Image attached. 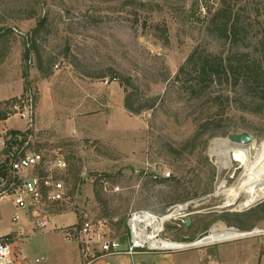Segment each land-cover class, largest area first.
I'll list each match as a JSON object with an SVG mask.
<instances>
[{
	"label": "rangeland",
	"instance_id": "rangeland-1",
	"mask_svg": "<svg viewBox=\"0 0 264 264\" xmlns=\"http://www.w3.org/2000/svg\"><path fill=\"white\" fill-rule=\"evenodd\" d=\"M224 3L240 19L234 44L209 30L211 17ZM0 32V98L21 92V84L17 99L33 93L37 131L32 148L48 157L60 152L68 163L60 177L68 189L66 202L45 206L48 227L40 233L33 225V232L17 241L23 264H126L129 259L132 264L128 256L100 258L95 252L96 259L88 258L63 231L86 218L95 227L107 221L103 230L124 246L131 213L168 215L186 203L184 217L192 219L191 225L183 224L182 216L171 219L163 239L181 246L214 235L213 228L262 231L188 248L213 256L218 250L220 255L236 252V264L245 263L244 258L239 261L241 252L252 239L264 243V218L258 211L264 200L248 209L238 207L246 201L239 185L250 173L234 155L226 168L215 154L218 141L242 132L264 146V98L253 103L242 82L235 86L225 78L191 97L189 84L175 79L195 49L237 59L244 54L264 70V0H203L202 5L197 0H0ZM39 58L49 77L39 71ZM43 77L51 80L53 99L60 100L56 114L49 109L46 128L37 126L42 120L38 79ZM84 92L87 108L77 115L72 107ZM128 92L143 105L155 99L156 105L131 114L121 100ZM67 116L71 135L63 132L69 127ZM57 121L64 126L55 129ZM8 127L22 130L24 122L13 118ZM102 175L120 191H105L97 182ZM183 197L189 199L180 201ZM12 211L4 209V228L10 227ZM245 212L255 213L242 225L230 216Z\"/></svg>",
	"mask_w": 264,
	"mask_h": 264
},
{
	"label": "built area",
	"instance_id": "built-area-1",
	"mask_svg": "<svg viewBox=\"0 0 264 264\" xmlns=\"http://www.w3.org/2000/svg\"><path fill=\"white\" fill-rule=\"evenodd\" d=\"M197 1L200 5L203 4V0ZM36 100V96L28 92L12 103L6 109L7 120L18 118L24 122V128L16 133L11 130L0 133V264H16L13 245L25 235L22 228L1 233L5 207L10 206L13 210L9 218L11 227L20 228L23 218L27 217L42 233L49 225V219L42 214L44 207L63 204L68 197V189L60 178L68 171L65 157L60 152H54L48 157L32 148L31 143L37 131ZM163 176L170 177V173L164 172ZM98 180L105 191H120L119 187L110 185L106 177H99ZM188 204L176 206L168 215H156L145 210L131 213L127 221V240L124 246L119 238H113L103 230L107 221L95 227L86 218L80 224L66 227L63 232L67 241L75 240L80 244L81 252L88 258L96 259L95 252H98L100 258L128 256L132 259V264H136L133 257L140 253L188 249L161 248L154 244L167 241L162 238L165 225L179 216L185 218L184 212L187 211ZM177 210L178 215L173 216ZM39 261L37 259L36 262Z\"/></svg>",
	"mask_w": 264,
	"mask_h": 264
},
{
	"label": "trees",
	"instance_id": "trees-1",
	"mask_svg": "<svg viewBox=\"0 0 264 264\" xmlns=\"http://www.w3.org/2000/svg\"><path fill=\"white\" fill-rule=\"evenodd\" d=\"M239 23V17L235 16L232 13V10L224 3V5L211 17L209 30L212 34H215L217 38L234 44L237 42V38L240 35ZM29 54V52L26 53L25 57L27 58ZM244 57V54L239 59L234 55L226 57L204 55L195 49L184 65L180 67L175 77L176 82H181L183 84L186 83L187 85L189 84V86L186 87L187 92L191 97H195V95H198L199 91H203L207 86L213 84L215 79H231L234 81L235 86L242 82V90L247 96H252V101L255 103L256 98H264L261 97V95L264 94V70L258 60L246 61ZM38 64V69L44 77H49L48 71H45L40 58ZM182 79L185 81H181ZM125 92L127 93L126 89ZM15 101H17V97L0 103V121L7 120L6 109H8ZM156 102L155 99L151 104L143 105L141 104V101L135 97L134 92H128L124 99V106L129 113L140 115L145 110L153 109ZM16 132L17 131H13V133ZM104 176L106 175H102L101 177ZM188 199L189 197H183L180 201L185 202ZM258 211H261L263 214L262 217L264 218V203L260 206ZM252 213L255 212H245L230 216L242 225V222L249 219L250 214ZM221 219L226 221V218ZM213 229L214 232L224 231L217 230L216 228ZM225 231L228 230L225 229Z\"/></svg>",
	"mask_w": 264,
	"mask_h": 264
},
{
	"label": "crops",
	"instance_id": "crops-1",
	"mask_svg": "<svg viewBox=\"0 0 264 264\" xmlns=\"http://www.w3.org/2000/svg\"><path fill=\"white\" fill-rule=\"evenodd\" d=\"M38 86H39V90H40V102H39V109L38 110V117H41L42 120L39 119L38 125L40 126V128H46V127H50L49 125L46 124V120L45 117H47V115L49 114V109H53L54 114L57 113L56 110H58L57 106H59V104L57 103L58 100H55L52 97L51 93H50V84H51V80L49 78H41L38 79ZM21 92H17V93H11V94H7L4 97L0 98V103L7 101L9 99L12 98H16L19 97V95L22 93V84L20 87ZM2 93V92H1ZM123 95H122V106L124 107V99H123ZM113 99V98H111ZM56 104V105H55ZM87 104H88V99L86 96V92H84L83 94H80L79 97L75 100V103L72 107V109L74 110L75 114H79L80 111H85L87 108ZM60 107V106H59ZM125 109V108H124ZM53 114V117L55 116ZM68 117V116H67ZM12 119L6 120V121H0V125H2V131H6V130H11V131H18L15 128H9L8 124L10 123ZM66 124L69 126L68 130H64V133H67L68 135L74 134V130L72 128V121L70 120V117L67 118L66 120ZM50 124V123H49ZM60 125L61 127L64 126V123H61L59 121H57L53 126L55 127V129L57 128V126ZM72 129V130H71ZM77 135V133H76ZM6 208V207H5ZM4 221H2L3 223ZM10 225V222H9ZM34 223L32 221H30L27 217H24L22 222H21V226L20 228H14V227H8V228H4L3 224H2V230L1 233L6 234L8 232H14V231H18L21 228L24 229L25 234H27V232H33L32 228H33ZM37 231V230H35ZM39 232V231H38ZM230 232H238L239 231H230ZM249 248H251L250 250H248ZM13 249L15 251V255L17 258V262L16 264H23L24 261V257L22 256V252H21V247L20 244L18 242H16L13 245ZM242 249V248H241ZM216 255L213 256L212 254L207 253L204 250H195V249H183V250H178V251H174V252H150V253H140L137 254L136 256H134V262L136 264H236L235 262L237 261V257L235 255L236 252H227L224 251L223 254L220 255V250L216 251ZM241 254H243L244 256H242L240 260L245 261L244 264H246L247 262V258L250 255V259L248 260L249 262L247 264H261L262 260L264 258V243L263 241L259 240V239H252L251 242L249 243V245H247V248L245 250H243L241 252ZM247 255V256H246ZM146 256V257H145ZM37 261V260H36ZM127 261V260H126ZM130 264L131 260L129 259L126 264ZM78 264H81V260L79 261ZM238 264V263H237Z\"/></svg>",
	"mask_w": 264,
	"mask_h": 264
},
{
	"label": "bare ground",
	"instance_id": "bare-ground-1",
	"mask_svg": "<svg viewBox=\"0 0 264 264\" xmlns=\"http://www.w3.org/2000/svg\"><path fill=\"white\" fill-rule=\"evenodd\" d=\"M218 152L216 155L221 156L223 159V166L226 167L231 161V155H234V160L241 162L250 174L249 177L239 185V190L246 196V201L239 204L240 209L247 208L257 202L264 200V146L259 145L258 140H254L249 144H236L229 141L228 137L226 140L218 141ZM216 150V148H215ZM214 153V152H212ZM222 162V161H221ZM227 168V167H226ZM250 168V169H249ZM254 173V174H253ZM179 210L174 214L178 215ZM173 216H176L174 215ZM237 230H228L223 232H217L214 235L206 237L193 245H177L171 241L154 242L155 245L161 248H195L204 245L215 244L223 241H232L248 236L259 235L262 233L260 230H254L250 233H238L230 232Z\"/></svg>",
	"mask_w": 264,
	"mask_h": 264
},
{
	"label": "water",
	"instance_id": "water-1",
	"mask_svg": "<svg viewBox=\"0 0 264 264\" xmlns=\"http://www.w3.org/2000/svg\"><path fill=\"white\" fill-rule=\"evenodd\" d=\"M229 141H231L232 143H236V144H249L251 142H253L255 139L254 136L250 135L247 132H242L240 134H232L228 136ZM258 203V202H257ZM256 203V204H257ZM256 204H253L249 207H252ZM249 207H247L246 209H248ZM184 223L187 227H189L192 223V219L190 217H186L184 219Z\"/></svg>",
	"mask_w": 264,
	"mask_h": 264
}]
</instances>
